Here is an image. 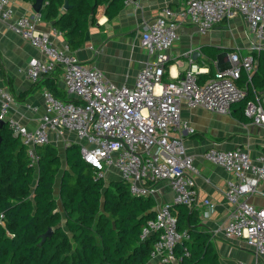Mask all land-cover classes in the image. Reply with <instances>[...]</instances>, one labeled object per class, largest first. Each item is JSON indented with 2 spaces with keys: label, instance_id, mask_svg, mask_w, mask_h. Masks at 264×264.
<instances>
[{
  "label": "built area",
  "instance_id": "2783aa9c",
  "mask_svg": "<svg viewBox=\"0 0 264 264\" xmlns=\"http://www.w3.org/2000/svg\"><path fill=\"white\" fill-rule=\"evenodd\" d=\"M237 16L245 22L250 38L247 53L228 52L216 64L215 73L203 81L200 75L208 70L191 57L182 76L170 74L169 50L178 38L179 26L192 25L204 33ZM0 21L39 53L26 65V79L34 85L58 71L68 95V100H62L44 89V112L30 130L10 115L14 97L0 88V121L27 147L29 156L36 146L49 143L50 135L61 137L71 132L82 158L95 168L99 178L104 179L106 170L111 169L131 195L141 197H154L157 184L167 185L171 201L155 210L142 227L140 238L154 236L150 260L157 263L177 264L178 247L188 257L183 244L189 235L178 231L170 207L197 210L211 209L213 204L209 199H198L194 178L198 171L182 139L183 133L193 134L194 129L180 120L181 108L199 107L224 116L244 98L246 88L237 83L242 73L250 77L255 69L252 53L264 48V0H182L177 9L161 8L140 34L139 46L148 52L149 59L137 72L132 87L109 82L100 71L83 66L66 43L56 45L54 37L60 32L39 29L40 13L16 15L10 0H0ZM243 114L254 125L264 127V93H255ZM201 156L232 176L223 193L230 207L223 235L244 241L255 257L264 258V209L248 202L264 181V153L251 158L238 147L222 150L211 145Z\"/></svg>",
  "mask_w": 264,
  "mask_h": 264
},
{
  "label": "trees",
  "instance_id": "16d2710c",
  "mask_svg": "<svg viewBox=\"0 0 264 264\" xmlns=\"http://www.w3.org/2000/svg\"><path fill=\"white\" fill-rule=\"evenodd\" d=\"M67 1L70 8L62 12L64 0H44L40 13L44 21H54L53 28L73 52L88 41L98 7L106 5L111 19L124 0ZM252 55L254 71L249 78L242 73L237 83L246 88L245 96L233 105L241 120L254 94L264 93V48ZM208 56H215L214 49ZM58 77L54 73L42 79L24 95L44 85L56 98L68 100L57 86ZM155 206L153 197L131 195L123 181L105 183L82 158L77 143L66 145L62 157L50 143L36 146L29 156L7 124L0 126V264H149L154 236H140ZM170 210L178 231L189 235L183 244L189 256L178 247L177 264H220L197 210L180 205ZM48 228L52 234L41 243Z\"/></svg>",
  "mask_w": 264,
  "mask_h": 264
},
{
  "label": "crops",
  "instance_id": "0c3cea01",
  "mask_svg": "<svg viewBox=\"0 0 264 264\" xmlns=\"http://www.w3.org/2000/svg\"><path fill=\"white\" fill-rule=\"evenodd\" d=\"M10 4L16 15L35 13L32 4L23 0H10ZM181 4L182 0H128L126 3L124 0L123 7L111 19L105 15L106 5H100L95 15L96 22L89 27L88 41L72 53L83 66L100 71L109 82L132 87L137 72L149 59L148 52L139 46L142 30L161 8L168 6L177 9ZM61 11L66 10L61 7ZM51 23L54 24V21L46 22L41 15L38 28L48 31L53 28ZM176 32L178 38L169 50L168 71L172 76H182L191 57L202 69L208 70V73L211 71L209 75L201 74V81L215 73L225 54L234 50L245 54L250 44L246 24L240 16L217 24L204 33H199L192 25H181ZM54 43L58 46L66 43L61 33L54 37ZM213 49L215 56H208ZM36 57H39L38 51L0 21V88L15 96L9 113L30 130L37 125L45 106L42 95L46 89L44 85L24 95L32 86L26 79L24 69ZM56 73L59 75L58 71ZM167 79L166 75L164 80ZM57 86L68 98L59 77ZM238 108L233 106L230 114L222 116L199 107L193 109L182 106L180 120L194 129L192 135L183 133L182 139L198 171L194 176L198 199H209L213 204V208L201 207L197 212L200 225L211 236L212 247L220 264H264V258L255 257L244 241L223 235L230 211L223 193L226 181L232 176L201 156L211 145L222 150L238 147L251 158L264 153V127L254 125L245 116L241 120L243 115ZM71 142L77 143L71 132H64L61 137L50 135L49 143L57 148L59 145L64 148ZM105 178H108V182L119 180L111 169L106 170ZM156 189L157 193L153 197L155 210L172 199V192L167 185L159 183ZM248 202L255 208L264 209V181L259 182L256 191L248 197ZM154 263L152 260L149 262Z\"/></svg>",
  "mask_w": 264,
  "mask_h": 264
},
{
  "label": "water",
  "instance_id": "95a60500",
  "mask_svg": "<svg viewBox=\"0 0 264 264\" xmlns=\"http://www.w3.org/2000/svg\"><path fill=\"white\" fill-rule=\"evenodd\" d=\"M43 1L44 0H35L34 4L32 5V9L35 13H40L41 11V8H42V4H43ZM70 8V5L68 4V1L67 0H64V3L62 5V9L63 10H67ZM51 25H53V23H51ZM197 54V53H196ZM5 123L4 122H1L0 121V126L4 125ZM178 206V205H175V207ZM52 234V229L51 228H48V230L41 235V243L48 237H50ZM40 243V244H41ZM39 244V245H40Z\"/></svg>",
  "mask_w": 264,
  "mask_h": 264
},
{
  "label": "rangeland",
  "instance_id": "374dc122",
  "mask_svg": "<svg viewBox=\"0 0 264 264\" xmlns=\"http://www.w3.org/2000/svg\"><path fill=\"white\" fill-rule=\"evenodd\" d=\"M194 109V108H193ZM58 150H59V153H60V155H61V157L63 156V150H64V148H63V146L62 145H59L58 146ZM108 175H110V174H108ZM108 175H107V177H108ZM104 181L107 183L108 182V178H105V176H104ZM56 184H58V181L56 182ZM56 187H57V185H56ZM57 192V191H56ZM58 209L60 210V207H58ZM63 222V221H62Z\"/></svg>",
  "mask_w": 264,
  "mask_h": 264
}]
</instances>
